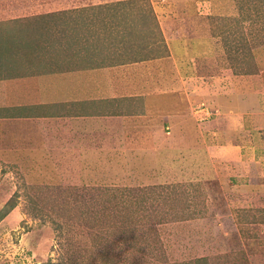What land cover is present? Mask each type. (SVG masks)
<instances>
[{"label":"rangeland","instance_id":"obj_1","mask_svg":"<svg viewBox=\"0 0 264 264\" xmlns=\"http://www.w3.org/2000/svg\"><path fill=\"white\" fill-rule=\"evenodd\" d=\"M58 4L110 10L62 13L49 28H33L28 18L0 21V74L44 67L28 51L36 46L76 55L84 67L133 66L171 48L167 82L183 80L185 90L163 95L185 104L174 112L149 105L152 91L135 76L139 88L121 93L134 98L119 103L113 118L55 123L36 155L20 142L0 149V264H264V171L231 174L212 154L231 137L244 154L264 158V0ZM157 13L165 16L161 26ZM38 29L43 46L32 42ZM241 94L245 105L234 97ZM237 145L224 149L234 153Z\"/></svg>","mask_w":264,"mask_h":264},{"label":"crops","instance_id":"obj_2","mask_svg":"<svg viewBox=\"0 0 264 264\" xmlns=\"http://www.w3.org/2000/svg\"><path fill=\"white\" fill-rule=\"evenodd\" d=\"M3 1L6 3V6H3ZM52 1L64 4L71 0H0V21L3 23L11 20L8 24L16 26L15 24L18 25L19 20L23 18L27 20L28 18L32 20L33 28L35 26H41L40 23L44 26L46 25V28H49L48 24H52V21H55L62 13L70 17L73 15L72 18H74L77 15L76 13H79L82 8H105L107 11L110 10V7H62L61 5L59 6V4L58 7H54L53 4L55 2L53 3ZM162 8L163 10L158 7L159 12H164L165 7ZM112 9L113 7H111V10ZM157 14L156 23H159L161 26V22L165 20V16L159 13ZM165 27L166 26L161 29L164 39L166 38L167 40L170 31L164 29ZM33 28H31V31ZM31 31H29V34H31ZM29 34L28 36L27 34L24 35L30 37L31 35ZM33 36L35 37L32 41L33 43H38V46L46 44L47 38L45 40L39 38L42 36L39 29L35 31ZM23 41L22 39V42ZM29 43H31L30 40ZM165 43L167 42L165 41ZM180 44L184 46V42ZM54 49L55 48L47 47V50L43 51L36 46L28 50L33 52L35 57L38 56L39 61L44 65L42 68L32 71L25 70L15 72L16 76L12 77L13 75H11L9 79L7 78L8 73L5 72L4 74H0V110L5 112V115L0 116V149L3 147L7 148L15 142H20L19 144L21 146L23 145L24 147H22L24 149L30 150L31 155H36L34 152L42 153V150L46 148V146L48 147L49 143L47 141L46 143L48 145L40 140L45 134H50L51 130L54 129L55 123L68 122L72 124L76 122H91L95 118L99 117L102 119V117L105 118V116H107L106 118H113V115L119 114L117 110V105L119 103H128L134 98L129 97V99H125L126 97H123L122 99L121 93L126 90L139 88L136 82L132 81L135 76L143 79L144 83L147 85L146 90L152 91L149 92L151 95L148 96L151 99L148 103L149 105L153 104V106H158L160 108H168L174 112L176 109L178 110L181 105L184 106L185 104V99L184 101L182 99V102H177L175 101L174 95L172 99L165 98L163 95L164 92L170 89L169 87H178L177 89L182 87V89L185 90V87H183V80L178 81L177 79L175 81L171 80L170 83L167 82L169 78L167 77L166 71L168 70L167 67L171 64V62H167V60L169 59V61H171L170 55H168L169 53L171 54V48H166V54L164 55L150 56L138 61L136 60L134 61L136 65L133 66L128 62L110 63L103 61L101 64L97 62L96 64L85 67L77 65L78 60L84 64L88 62H84L76 55L69 57L63 56L61 58V55H55L56 52ZM94 54H96L98 60L102 57V54L97 55L96 52H94ZM162 61L166 63L160 64ZM165 64H167V67L164 66ZM183 94L184 93H182V96ZM234 97H239L236 98V100L240 105H245L243 101L245 97L242 94L241 96L236 95ZM105 104L108 108H104L101 111L102 105ZM257 105L259 106L258 109L263 108L261 102H255V106ZM40 107L44 109L39 111L37 108ZM13 112H17L18 114L13 115ZM7 113L10 114L8 115ZM258 113L259 111H256L255 114L252 113L254 119ZM230 114L233 113H229V115ZM129 115H133V112ZM178 115V113H174L171 117H176ZM248 117H251V114L248 115ZM225 119L226 118H224V121ZM244 120H246L245 117ZM262 122L261 123L264 125V120ZM225 123L227 124V121H225ZM70 126L71 125L68 124L65 128L69 129ZM226 126L229 127L228 124ZM237 130L243 131V128L239 126ZM1 131H3L4 134H2ZM176 131H179V129L177 128ZM126 135L127 134H124V137ZM9 142L13 143L11 144ZM233 143L237 145L233 142L231 137L228 140L225 139L224 145H222V147L220 145L217 146L218 148L214 149L212 153L216 154L219 163L221 162L224 165L228 164L226 166L230 168L231 174L239 175L241 173V175H243V173L251 171L254 175L256 171L261 173L264 171L263 151L260 155L261 159H256L254 153L252 154L250 151L247 152L246 150V155L242 147L238 148V145L236 149H232L234 153H230L231 150L228 149L229 147L226 148V150L224 149L226 145L232 146ZM188 149V151H190L194 149V147L191 146ZM194 153L201 154L204 157L209 155V153L205 151H201L200 153L196 151ZM251 155H254V158ZM192 159L193 158L188 159L190 164L195 163L199 165L197 161ZM199 171L198 173L203 174V178H205V174L210 175L213 170L204 173L203 168H200ZM210 178L214 179V176L206 177L207 180H210ZM248 178L250 184L255 182L250 176ZM233 183L234 181L228 186L235 185V183L237 185V182ZM225 185H227V182H225Z\"/></svg>","mask_w":264,"mask_h":264}]
</instances>
